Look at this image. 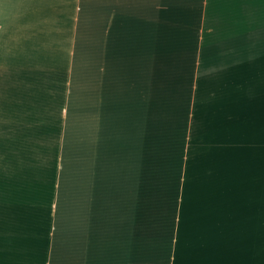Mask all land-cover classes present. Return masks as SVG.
Segmentation results:
<instances>
[{
    "label": "crops",
    "instance_id": "1",
    "mask_svg": "<svg viewBox=\"0 0 264 264\" xmlns=\"http://www.w3.org/2000/svg\"><path fill=\"white\" fill-rule=\"evenodd\" d=\"M0 264H264V0H0Z\"/></svg>",
    "mask_w": 264,
    "mask_h": 264
}]
</instances>
